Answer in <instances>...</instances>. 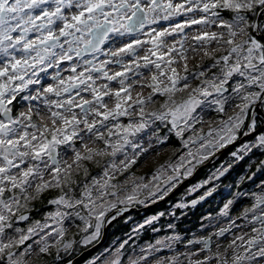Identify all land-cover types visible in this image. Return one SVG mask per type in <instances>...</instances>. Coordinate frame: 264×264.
<instances>
[{
  "label": "snow or ice",
  "instance_id": "6c2138e0",
  "mask_svg": "<svg viewBox=\"0 0 264 264\" xmlns=\"http://www.w3.org/2000/svg\"><path fill=\"white\" fill-rule=\"evenodd\" d=\"M257 153L264 0H0V264H264Z\"/></svg>",
  "mask_w": 264,
  "mask_h": 264
},
{
  "label": "flooded vegetation",
  "instance_id": "af4514ba",
  "mask_svg": "<svg viewBox=\"0 0 264 264\" xmlns=\"http://www.w3.org/2000/svg\"><path fill=\"white\" fill-rule=\"evenodd\" d=\"M261 159H264V155H261L260 153H257L255 156L251 157L252 161L258 162ZM249 162H251V161H246V162L242 163L245 166L246 170H247V163H249ZM242 164L240 167H243ZM252 170L255 171V168L253 167ZM137 173H141V172H137ZM237 173L243 174V172H237ZM202 177H203V173L198 178H202ZM261 180H264V173L258 174L254 178V181L249 182L247 187L255 189L256 185L259 184V182ZM193 182H195V181H193ZM186 186L187 185H185V187ZM183 190L184 189L181 188L180 191L176 193V196H179L180 192H183ZM221 199H222L221 197H217L215 202L213 200H209L208 203L204 204L203 208H198V209H195V210H192L191 212H189L187 218L182 219V221L179 222V227H180V230L183 232V234H185L188 237H191L193 234L207 235V232H201L200 224L202 221L200 218H201V216L206 215L209 211H212L214 213L216 210H218V208L221 206V203H220ZM245 203H247V202H245ZM167 206H168L167 204H160L156 207L150 208L147 212H144L141 210V212L139 214L133 213V215H134L136 220H140L142 216L152 215L157 211L163 210ZM236 211L237 212L239 211V206L237 207ZM164 219H168V218H164ZM157 227H160V225L158 224ZM130 228H131V224H129L127 228H123L122 230L113 229L112 234H113V236H121L122 231H128V230H130ZM164 232H165L164 229H162L160 233H152L149 231L143 236L141 243H143L146 240H154L158 235H164ZM179 250L183 251L184 249L180 248ZM164 254L168 255L170 253L166 252ZM80 264H83L82 260H81Z\"/></svg>",
  "mask_w": 264,
  "mask_h": 264
},
{
  "label": "rangeland",
  "instance_id": "374dc122",
  "mask_svg": "<svg viewBox=\"0 0 264 264\" xmlns=\"http://www.w3.org/2000/svg\"><path fill=\"white\" fill-rule=\"evenodd\" d=\"M195 30V26L193 28V32ZM178 146V144L176 145ZM171 154V146H169L166 150H161L159 155L156 153H152V155L149 157V160L146 164L139 165L136 169H134L137 172H141L138 174H143L148 171L150 167H154L158 165L159 163H163Z\"/></svg>",
  "mask_w": 264,
  "mask_h": 264
},
{
  "label": "trees",
  "instance_id": "16d2710c",
  "mask_svg": "<svg viewBox=\"0 0 264 264\" xmlns=\"http://www.w3.org/2000/svg\"><path fill=\"white\" fill-rule=\"evenodd\" d=\"M242 166L244 167H240V168H238L237 169V172H244V171H246V169H245V166L242 164Z\"/></svg>",
  "mask_w": 264,
  "mask_h": 264
}]
</instances>
